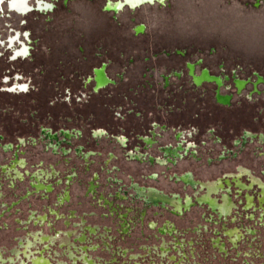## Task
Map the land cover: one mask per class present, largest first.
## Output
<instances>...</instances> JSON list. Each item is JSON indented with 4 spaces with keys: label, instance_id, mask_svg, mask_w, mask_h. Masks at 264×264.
<instances>
[{
    "label": "rangeland",
    "instance_id": "obj_1",
    "mask_svg": "<svg viewBox=\"0 0 264 264\" xmlns=\"http://www.w3.org/2000/svg\"><path fill=\"white\" fill-rule=\"evenodd\" d=\"M41 1L52 9L0 5V259L264 264V0H155L117 12L105 10L109 0ZM14 35L24 58L5 43ZM187 65L219 86L194 85ZM100 68L108 83L96 90ZM15 82L25 90L10 91ZM188 173L196 185L178 180ZM237 175L250 189L226 184ZM217 182L211 198L233 205L222 221L244 226L226 246L232 259L198 244L217 220L201 202ZM36 183L53 190L34 194ZM133 185L176 196L182 211L146 204ZM105 202L131 208L121 252Z\"/></svg>",
    "mask_w": 264,
    "mask_h": 264
},
{
    "label": "flooded vegetation",
    "instance_id": "obj_2",
    "mask_svg": "<svg viewBox=\"0 0 264 264\" xmlns=\"http://www.w3.org/2000/svg\"><path fill=\"white\" fill-rule=\"evenodd\" d=\"M32 1H35V4H32L31 3ZM154 1L155 0H115V1L109 0L105 4V7H106L105 10L111 11V12H117V11L123 9L124 7L129 8L131 10H134L136 8H139L142 5L152 4V3H154ZM158 1H161V0H158ZM3 4L6 5V9H8L12 12H15L17 15H26L29 12H32L34 10L43 11V10H47V9L48 10L52 9V6H50L49 4H47L41 0H0V5H3ZM16 39H18L17 35L14 37L10 36L8 41L5 43L9 44L8 46L11 47L14 44ZM19 45H20V49H17V50L14 49L13 59L20 57V56H25L27 53V47L25 46V44L20 43ZM18 53H19V55H17ZM176 54H180V53L177 52ZM186 68L188 70L187 74L193 80L192 83L194 85H197V84L199 85L202 82H208V83L212 82V83H214V86H219L220 80L218 78L210 76L208 71H203V72L199 73L198 75H196L194 73V66L193 65H187ZM91 79H92L94 85L96 86V88H95L96 90H98L101 87H104L108 83V80L104 74V68L95 69ZM237 84H238V86L241 85V83H237ZM244 84H247V83L245 82ZM241 87H242V85H241ZM25 88L26 87L24 85H18V83L15 82L14 86L12 87V90L13 91L14 90H16V91L22 90L23 91V90H25ZM215 93L217 94V92H215ZM217 99L220 100V102H222V103H226L228 101L227 98H222L220 96H218ZM48 136L51 139L55 138V136H53L50 133L48 134ZM261 140H263V139L261 138ZM7 150H9V148L6 146L5 151H7ZM176 152H177L176 150L170 151L169 149H167L165 151V155L166 156H168V155L176 156V154H177ZM164 162H165V160H160V164H164ZM17 163L19 164V162H17ZM13 167H14V165L11 167V169H13ZM240 176L241 175L230 177V179L233 178V181H231V182L227 181L226 184H228V185L233 184V186L235 188H237V190L239 189L240 191L250 189V186H245L239 181ZM178 180H180L184 185H187V186L196 185L195 181L193 180V178L191 177V175L189 173L185 174L183 176H179ZM256 182L257 181L255 179H252L251 185H254ZM258 184H260V183H258ZM220 187H222L221 182L214 183L213 185L210 186L208 193L206 195H204L201 199V202L208 205L209 208L213 211V214H215V218L217 220H213V221H211V223L208 222V224L213 227L211 232H210L211 234H209V237L207 238V240L199 241L198 244L199 245H206V247H208V248L210 247L211 249H213V251H215V253L220 255V257L226 256L227 258L229 257L230 259H232V257L229 256V254H228L229 250H227L226 246L232 247V248L236 247L237 241L239 242V240H240L237 237L242 235V230H244V228H243L244 226L242 224H238V226L240 227V230L238 231V230H236L238 226H228L226 224V222L222 221L224 216L225 217L229 216L228 213L233 208V205H232V202H231V200L227 194L223 195L221 204H219L218 202H216L214 199L211 198V195L215 194L217 192L216 189L220 188ZM35 188H36V191H39L40 189L43 188V186L41 184H36ZM132 188L135 191L136 198L142 199L146 204H149L151 206H155L159 203H161L163 205H169L174 210L172 214H178V212L182 211V206H180L176 196H174V197L166 196V195L158 192L155 189H152V188L143 189V188H139L138 185H133ZM262 188H263L262 197L260 198V201H261V203H264V187H262ZM45 189L47 190V192L50 190L49 187H46ZM92 189H93V187L90 188V190H92ZM246 199H247V201H246L247 207L246 208L252 207L253 206L252 198L248 195L246 197ZM186 202L189 203V200L187 199ZM104 204L108 207V210H109V208H111V212L113 213V216L115 217V220H116V224L112 227L113 230H111V232H113V234L115 235V237H116L115 240H116L117 244L114 245L112 243V241H110V239H109V242H111L112 247L119 249V247H121L122 241L125 239V237L129 233L128 232L127 234H125L127 231L126 225H125V223H126L125 214H128V211H130L131 208L128 206L126 208H123V206H121L119 208L118 207L113 208L114 206L112 203L105 202V203H103V205ZM119 212H122V213H119ZM4 213H6V211ZM108 215H109V213H108ZM227 217H226V221H227V219H229ZM71 218H73V216H71ZM129 221L132 223L131 220H129ZM233 224H235V223H233ZM203 225H205V224H203ZM245 230H247V228H245ZM250 230H251V228H250ZM106 231H109L108 228H106ZM216 241H217V245H214L216 243ZM102 242H103V244L110 245L108 240H102ZM114 248H112V249H114ZM121 251H122V249L120 248L119 252H121ZM21 255L24 257V260H25L26 254L25 255L21 254ZM9 256H11V255H9ZM116 256L121 257L119 254H116ZM81 259H83L84 262L86 261L85 262L86 264H92L91 263L92 261L88 258H81ZM113 259L109 260L107 262L109 263L110 261L116 260L115 258H113ZM24 260H22V261H24ZM117 260H119V258H117ZM11 261H13V256L6 257L4 260L1 258L0 264H2V263L3 264H9V263H11ZM76 262H77V260H76ZM33 264H47V262H44L40 259H35L33 261Z\"/></svg>",
    "mask_w": 264,
    "mask_h": 264
},
{
    "label": "crops",
    "instance_id": "obj_3",
    "mask_svg": "<svg viewBox=\"0 0 264 264\" xmlns=\"http://www.w3.org/2000/svg\"><path fill=\"white\" fill-rule=\"evenodd\" d=\"M13 13H15V12H13ZM14 36H15V35H14ZM14 36H13V37H14ZM17 36H18V39H19V35H17ZM25 37H26V36L24 35V38H25ZM18 39H16L15 42H14V44H13L11 47H8V48L15 47L14 45L17 44L16 47H17L18 49H20V45H19V44H20V43H23V42H20ZM7 41H8V40H7ZM7 41H6V42H7ZM8 45H9V44H8ZM28 50H29V48L27 47V52H28ZM26 54H27V53H26ZM25 56H26V55H25ZM25 56H20V57L24 58ZM15 59H16V58H15ZM13 86H14V85H13ZM13 86H12V87H13ZM7 91H9V90H7ZM10 91L16 93V90L13 91L12 88H11ZM23 91H24V90H23ZM18 92H22V90H21V91H18ZM11 149H12V148H11ZM52 149H53V147H52ZM55 150H57V149H55ZM59 151H60V150H59ZM5 169H8V167H5ZM4 173H6V171H5ZM7 173H8V172H7ZM7 175L9 176V175H13V174H9V173H8ZM36 184H37V183H36ZM36 184L31 186V187H32V190H31V191H32V193H34V194H39V193H45V194H46V193H50V191L53 190V189H50V190L47 192V190L45 189L46 186H45L44 184L38 183V184H41V185L43 186V188L40 189L39 191H36V188H35ZM47 187H48V186H47ZM29 195H31V193L28 194L27 196H25V198H27ZM25 198H24V199H25ZM120 199H121V198H120ZM122 199L125 200V197L122 196ZM160 204H161V203H159V205H160ZM14 205H16V204H14ZM14 205H13V206H14ZM157 205H158V204H157ZM167 206H169V205H167ZM11 208H12V207H10V209H11ZM106 208H108V207L106 206L105 209H106ZM173 211H174V210L171 209V214L173 213ZM172 215H176V214H172ZM91 229H93L91 226H85V228H84L85 233H86V232H89ZM92 234H94V233H92ZM46 240H47V239H46ZM46 240H43L42 242H45Z\"/></svg>",
    "mask_w": 264,
    "mask_h": 264
},
{
    "label": "snow or ice",
    "instance_id": "obj_4",
    "mask_svg": "<svg viewBox=\"0 0 264 264\" xmlns=\"http://www.w3.org/2000/svg\"><path fill=\"white\" fill-rule=\"evenodd\" d=\"M17 55H19V53Z\"/></svg>",
    "mask_w": 264,
    "mask_h": 264
},
{
    "label": "bare ground",
    "instance_id": "obj_5",
    "mask_svg": "<svg viewBox=\"0 0 264 264\" xmlns=\"http://www.w3.org/2000/svg\"><path fill=\"white\" fill-rule=\"evenodd\" d=\"M12 12V11H11Z\"/></svg>",
    "mask_w": 264,
    "mask_h": 264
}]
</instances>
